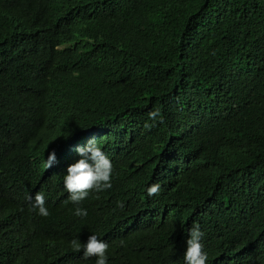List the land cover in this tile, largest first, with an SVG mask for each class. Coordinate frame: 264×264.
<instances>
[{"label": "trees", "instance_id": "trees-1", "mask_svg": "<svg viewBox=\"0 0 264 264\" xmlns=\"http://www.w3.org/2000/svg\"><path fill=\"white\" fill-rule=\"evenodd\" d=\"M94 137L112 188L77 217ZM194 223L206 264H264V0H0V264H95L92 234L108 264H184Z\"/></svg>", "mask_w": 264, "mask_h": 264}, {"label": "clouds", "instance_id": "clouds-1", "mask_svg": "<svg viewBox=\"0 0 264 264\" xmlns=\"http://www.w3.org/2000/svg\"><path fill=\"white\" fill-rule=\"evenodd\" d=\"M149 118L155 121L159 116V109L149 112ZM162 122V120H161ZM149 127V125H145ZM78 155L81 157L76 163L71 164L67 168V175L63 176V184L68 199L66 203H72L74 215L77 217L87 216V210L80 207L82 202L89 196L90 192H101L112 188V175L114 166L108 156L97 146V141L90 140L86 147L77 148ZM56 160L55 151L53 150L45 161V168H49ZM219 164L210 163L201 168L206 176L214 177L221 170ZM208 182V180H207ZM214 187L225 186L226 176L223 178H213ZM161 189L159 183L150 185L146 191L149 196L158 195ZM29 200H33V208L38 210V214L48 216L50 213L46 208V198L42 192H37L33 197L29 196ZM117 206L123 208L122 202H117ZM186 251L183 254L184 264H206L208 259L207 252L204 251V245L201 242L204 232L201 231L200 225L194 223L187 232ZM71 248L80 252L83 249V258L88 259L95 257V264H108L107 249L109 245L106 241L99 239L95 234L88 237L85 244L79 239L70 241Z\"/></svg>", "mask_w": 264, "mask_h": 264}]
</instances>
